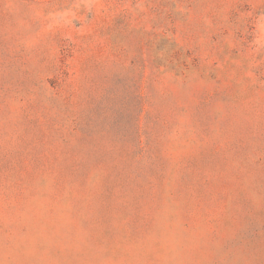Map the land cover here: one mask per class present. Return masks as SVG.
I'll return each instance as SVG.
<instances>
[{
  "label": "rangeland",
  "instance_id": "obj_1",
  "mask_svg": "<svg viewBox=\"0 0 264 264\" xmlns=\"http://www.w3.org/2000/svg\"><path fill=\"white\" fill-rule=\"evenodd\" d=\"M0 264H264V0H0Z\"/></svg>",
  "mask_w": 264,
  "mask_h": 264
}]
</instances>
